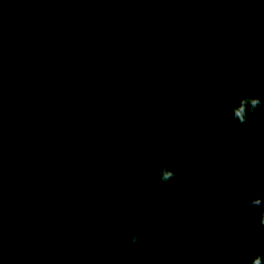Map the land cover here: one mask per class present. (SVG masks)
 <instances>
[{
    "label": "trees",
    "instance_id": "1",
    "mask_svg": "<svg viewBox=\"0 0 264 264\" xmlns=\"http://www.w3.org/2000/svg\"><path fill=\"white\" fill-rule=\"evenodd\" d=\"M245 93L264 99V0H0V264H251L264 108L226 107Z\"/></svg>",
    "mask_w": 264,
    "mask_h": 264
},
{
    "label": "clouds",
    "instance_id": "2",
    "mask_svg": "<svg viewBox=\"0 0 264 264\" xmlns=\"http://www.w3.org/2000/svg\"><path fill=\"white\" fill-rule=\"evenodd\" d=\"M226 107L232 114L234 121H237L241 126H247L250 116H254L261 108H264V99L260 96H253L245 93L238 103H228ZM247 167V166H245ZM152 167L147 168V172L151 174ZM180 169L177 161L173 160L171 156L165 157L162 163L159 165L156 172L158 181L162 184L172 185L173 191L182 193L186 190L187 184L191 183V180L184 181L179 175ZM255 187L259 189L261 184L256 182ZM246 199V198H245ZM242 199L240 203L245 202ZM246 202L250 206H254L257 209V213L253 216V222L250 226L256 228L257 234H264V195H260L251 199H246ZM107 204V202H105ZM200 199L198 197H191L185 199H178L175 201L174 210L179 213L181 223L185 226L192 224L194 221L200 220L204 216L202 208L193 207V205L199 204ZM172 205L164 204L163 208L167 209ZM117 209V203L113 201L110 205L103 208V212L107 216H111ZM200 234L202 235L204 229L201 228ZM259 236V235H258ZM124 239L127 240L132 247L139 245V236L133 231L131 227H128L124 234ZM254 253V259L251 260V264H264V244H260L258 247L252 250Z\"/></svg>",
    "mask_w": 264,
    "mask_h": 264
}]
</instances>
